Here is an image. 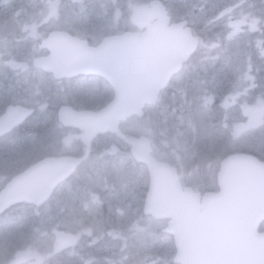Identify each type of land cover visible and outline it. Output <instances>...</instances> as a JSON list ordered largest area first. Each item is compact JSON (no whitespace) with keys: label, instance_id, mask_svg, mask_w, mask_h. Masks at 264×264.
I'll return each instance as SVG.
<instances>
[{"label":"rangeland","instance_id":"1","mask_svg":"<svg viewBox=\"0 0 264 264\" xmlns=\"http://www.w3.org/2000/svg\"><path fill=\"white\" fill-rule=\"evenodd\" d=\"M172 1L174 8L184 6L183 0ZM258 1L257 7L264 9L263 1ZM193 3L199 2L196 0ZM261 22L264 28V15ZM256 36L257 32L255 35L250 32L232 34L231 42L227 43L229 51H221V56H235L237 62L245 63L241 56L255 49L254 44L251 48L247 47L249 43H246V38ZM35 57H13L16 66L12 69L17 76L8 91L13 96L25 95L24 101L35 108L36 115L11 138L0 141V181L14 177L24 169L22 162L29 164L41 154L86 157L93 174L88 188L78 190L60 202L59 208L64 210L61 217L53 219L42 214L38 228L32 233L33 237H25L24 231L32 227L29 217L33 207L23 204L13 209L22 217L21 222H9L15 212L0 218L4 229L0 232V240L11 245L7 246L5 242L0 246V264H58L71 257L76 264H176L173 238L163 230L167 222L147 217L143 213V201L135 193L147 183L144 173L133 174L124 167L132 164L131 148L135 139L146 135L152 141L156 158L176 166L185 185L192 184L202 193L215 189L219 156L215 153L214 142L220 135L215 131L213 122L212 125L209 123L210 102L206 101L203 108L198 105L175 108L171 107L175 97L170 100L168 94H163L147 110L144 119H132L122 125V130L128 133L127 141H122L110 132L98 134V131L91 141V153L87 156L85 153L89 146L84 137L88 130L59 123L57 107L60 102H65L75 109L99 110L114 98L113 89L89 79L55 82L50 76L33 70ZM22 71L24 74L21 77ZM234 71L230 68L225 72L234 77ZM241 85L244 90L248 83L243 81ZM262 94L264 98V88ZM237 96L246 101L243 91L238 92ZM10 99L14 100L15 96L6 101ZM3 100L0 96V102ZM239 117L237 131L232 135L238 148V144H246L249 139ZM200 130L205 131L202 139L197 137ZM126 170L127 173H123ZM4 171L7 173L4 174ZM124 174L134 177L124 183ZM94 198L101 201L100 205L96 204ZM83 200L85 204H82ZM72 206L80 212L76 225L65 213ZM90 213L91 222L88 221ZM82 225L87 227L81 229ZM104 225H109L107 231ZM101 226L102 235L97 233ZM58 230H77L82 235V244L71 253H56L53 245ZM100 236L104 237V241L99 242L102 240ZM13 240L27 245L17 246L12 243Z\"/></svg>","mask_w":264,"mask_h":264},{"label":"flooded vegetation","instance_id":"2","mask_svg":"<svg viewBox=\"0 0 264 264\" xmlns=\"http://www.w3.org/2000/svg\"><path fill=\"white\" fill-rule=\"evenodd\" d=\"M193 1L196 0H183L184 6L180 8L178 5L174 8L172 0H2L0 2V96L4 100L0 102V117L12 105L32 108L24 101L25 95L22 94H15L14 100L6 101L14 97L8 91L17 76L12 69L16 66L14 56H37L33 58L35 66L33 70L50 76L55 82L89 79L93 82L99 81L100 85L102 84L105 88H112L106 78L97 74L56 78L53 72L37 66L35 60L46 56H89L83 51H93L107 41L119 37L123 40L128 37V40L139 42L149 25H156L161 18H164L168 19L169 28L175 27L179 34H189L193 43L197 44L193 55L183 64L181 71L172 77L169 86L164 91V94L169 95L170 100L175 97L171 107L185 108L198 105L203 108L206 101L210 102L211 121L209 123L212 125L213 122L215 131L220 135L214 142L215 153L219 156L217 162L219 170L222 160L234 153L250 154L264 161V98L262 94V88H264V28L261 22L264 9L257 7L258 0H197L198 4H192ZM262 1L264 3V0ZM139 9L141 10L139 15L143 16L136 18L139 22L136 23L134 15ZM241 32H250L254 35L257 32L258 35L246 38V43H249L247 47L254 44L255 49L241 56L245 63L237 62L235 56H221V51L224 53L229 51L227 43L231 42L230 36ZM212 54L214 56H211ZM230 68L235 70L234 74L237 78L225 72ZM23 74L22 71L21 77ZM243 81L248 83L244 90L241 85ZM240 91L244 93L245 102L237 96ZM64 105L72 107L69 103L60 102L56 111L59 123H61L59 110ZM32 109L33 114L29 119L36 115L35 108ZM147 114L146 111L142 117H131L122 125L132 119H144ZM239 116H241V124L247 131L246 135L249 139L246 144H238L240 146L238 148L232 135L237 131ZM27 121L15 127L10 133L1 135L0 141L11 138L25 126ZM204 130L197 132L199 139L205 135ZM127 135L128 133H124L120 139L127 141L129 138ZM89 153H91V146ZM54 157L58 156L41 154L29 164L22 162L24 169L19 173L43 158ZM130 162L132 164L124 168L129 169L133 174L144 173L147 179L144 188L135 192L137 198L144 204L149 189V170L145 163H139L134 159ZM89 169L84 157L82 164L71 177L78 186L84 189L89 182L91 183L93 173ZM7 171H4V174ZM123 173H127V170ZM97 175H99L98 172ZM133 177V175L124 174L123 182L127 183V179ZM5 185L2 179L0 192ZM94 200L100 205L99 199L94 198ZM59 202L60 198L52 195L47 201L31 204V207L33 210L38 209L48 218L54 219L59 218L61 214L58 206L51 207V205H58ZM82 204H85V200ZM71 209H73L72 212ZM79 214L75 206H72L68 217L77 224ZM0 215L1 217L11 215V209L7 208ZM259 230L264 231V220L260 223ZM72 233L80 237L78 245L80 246L83 242L82 235L77 230H73ZM97 233L103 234L102 226ZM101 241L103 240L99 242ZM78 246L61 252L71 253ZM58 264H76V262L71 257Z\"/></svg>","mask_w":264,"mask_h":264},{"label":"water","instance_id":"3","mask_svg":"<svg viewBox=\"0 0 264 264\" xmlns=\"http://www.w3.org/2000/svg\"><path fill=\"white\" fill-rule=\"evenodd\" d=\"M136 10V18H142ZM162 14V13H161ZM160 15V13H158ZM161 18L149 25L139 42L125 37L109 40L87 52L89 56H49L36 65L53 72L56 78L96 73L110 81L114 99L98 112L76 111L62 106L64 125L87 130L112 131L122 136L120 122L133 115H143L146 103L155 101L171 77L195 52L197 45L189 34H179ZM143 26V25H142ZM33 113L23 106H9L0 117V135L21 125ZM86 137L89 142L93 137ZM151 147L143 137L132 153L150 169V188L144 213L156 219H169L166 232L174 236L181 264H264V232L258 227L264 219V163L251 155L227 157L219 173V192L203 196L192 187H183L178 171L150 155ZM81 159L66 157L44 159L15 177L1 192L0 212L17 202L41 203L55 186L68 178ZM79 237L60 232L55 249L61 251L78 245Z\"/></svg>","mask_w":264,"mask_h":264},{"label":"trees","instance_id":"4","mask_svg":"<svg viewBox=\"0 0 264 264\" xmlns=\"http://www.w3.org/2000/svg\"><path fill=\"white\" fill-rule=\"evenodd\" d=\"M38 223L39 222H37V225H38ZM2 226H3V223H0V228H2ZM104 229H105V231H107L109 229V225H106V227L104 225Z\"/></svg>","mask_w":264,"mask_h":264}]
</instances>
